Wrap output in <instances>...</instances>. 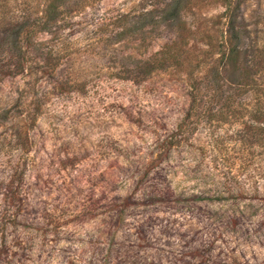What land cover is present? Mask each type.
Wrapping results in <instances>:
<instances>
[{"label":"rangeland","instance_id":"1","mask_svg":"<svg viewBox=\"0 0 264 264\" xmlns=\"http://www.w3.org/2000/svg\"><path fill=\"white\" fill-rule=\"evenodd\" d=\"M237 8L243 47L264 45V0ZM224 12L219 0H89L56 77L0 80V111L38 117L27 150L0 147L15 264H264V137L246 139L250 116H192ZM176 41L185 65L147 75Z\"/></svg>","mask_w":264,"mask_h":264},{"label":"trees","instance_id":"2","mask_svg":"<svg viewBox=\"0 0 264 264\" xmlns=\"http://www.w3.org/2000/svg\"><path fill=\"white\" fill-rule=\"evenodd\" d=\"M242 1L219 0L225 7L218 24L222 28L215 31L219 40L215 37L207 44L209 48L217 46L219 57L207 64L205 80H192V116L204 114L215 122L250 116L255 120L253 131L257 132L253 135L249 131L246 139L251 141L257 136L261 140L264 137V45L254 43L243 47L235 13ZM88 3L89 0H0V80L23 75L37 81L56 77L58 67L66 59L64 31L71 28L73 15ZM183 56L179 42H173L144 63L146 74L185 65ZM206 63V59L196 63L192 60V76ZM38 106L41 110V105ZM23 108L26 111L28 107ZM23 113L0 111L1 149L29 148V131L38 117L34 112ZM9 193L12 203L14 192ZM7 243L2 231L0 264H15Z\"/></svg>","mask_w":264,"mask_h":264}]
</instances>
